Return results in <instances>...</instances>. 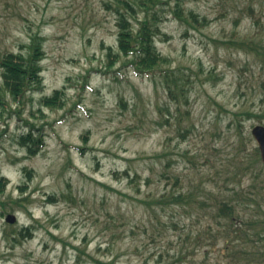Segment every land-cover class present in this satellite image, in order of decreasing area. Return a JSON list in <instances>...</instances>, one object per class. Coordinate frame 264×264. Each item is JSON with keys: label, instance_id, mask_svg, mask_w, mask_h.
I'll return each mask as SVG.
<instances>
[{"label": "rangeland", "instance_id": "374dc122", "mask_svg": "<svg viewBox=\"0 0 264 264\" xmlns=\"http://www.w3.org/2000/svg\"><path fill=\"white\" fill-rule=\"evenodd\" d=\"M164 2L155 43L163 69L191 78L185 105L158 73L136 74L125 58L106 68L113 0H0V58L37 34L45 51L42 90L23 107L0 69V264H264V165L251 135L262 123L248 118L264 110V69L234 44L264 52V0H181L187 21ZM62 87L63 108L42 106ZM31 124L44 146L30 157L18 137ZM164 193L183 201L159 204ZM222 203L232 218L218 215Z\"/></svg>", "mask_w": 264, "mask_h": 264}, {"label": "trees", "instance_id": "16d2710c", "mask_svg": "<svg viewBox=\"0 0 264 264\" xmlns=\"http://www.w3.org/2000/svg\"><path fill=\"white\" fill-rule=\"evenodd\" d=\"M114 6L107 7L113 10L117 16V45L116 50L112 47L108 48L107 65L106 68L110 70L116 63L121 62L124 58L126 64L134 69L136 74L148 75L156 73L160 76L161 84L167 91L168 98L174 104L179 106L181 103L185 105L188 99V84L192 83L191 78L185 75L180 70L172 71L169 69H163V65L169 63V59L163 56L157 49L155 39L160 35L159 24L162 20V8L165 4L164 0H113ZM176 9L174 15L179 20L187 21L183 15V11L180 8L179 2L176 0ZM167 4V3H166ZM158 9V10H157ZM194 22L197 19L193 14H190ZM258 26V21H256ZM234 44L241 47L248 48L250 53L254 54L258 62L260 72L264 69V52L261 47V43L254 42V40L247 39H234ZM45 57V51L43 48V39L40 35H35L31 39V43L25 52H9L0 58L1 69V88L4 90L5 95H9L12 101L23 107L24 99L28 93L41 91L43 87V79L41 76L42 66L41 62ZM264 87V81L261 82ZM64 87L56 89L49 96H43L39 101L42 106L46 108L61 109L65 106V91ZM5 100L0 96V108L4 109ZM258 118L262 125L264 124V110L258 115H248V118ZM27 124V122H26ZM31 129L22 133L18 137V144L24 148L27 154L35 156L44 146V139L41 134L34 133V125L31 124ZM84 140L87 141V135ZM255 155L258 157V149H254ZM28 175H31V171H27ZM115 176H120L118 173ZM128 171H124L122 177H129ZM134 178L132 181L134 182ZM7 180L5 177L0 179V193L3 192ZM54 201L55 199L52 198ZM183 201L181 194L175 196L173 194L164 193L158 202L159 204H165L169 202L173 204H179ZM234 214V208L222 203L218 210V215L225 218H232ZM19 236L21 239L25 237H31L30 229L24 228L20 231ZM189 237L182 240V247L189 249L188 244H191ZM199 239H195L194 244H198ZM188 254V252L186 253ZM186 259L185 256L179 258V260ZM162 264V263H159ZM168 264V263H164Z\"/></svg>", "mask_w": 264, "mask_h": 264}, {"label": "water", "instance_id": "95a60500", "mask_svg": "<svg viewBox=\"0 0 264 264\" xmlns=\"http://www.w3.org/2000/svg\"><path fill=\"white\" fill-rule=\"evenodd\" d=\"M252 137L255 139L258 145L261 162L264 165V126L257 125L253 127L251 131ZM16 218L13 215H8L5 221L9 224H13Z\"/></svg>", "mask_w": 264, "mask_h": 264}]
</instances>
